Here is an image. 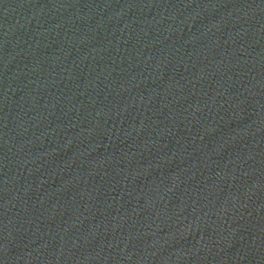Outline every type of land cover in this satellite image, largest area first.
<instances>
[{
    "label": "water",
    "instance_id": "obj_1",
    "mask_svg": "<svg viewBox=\"0 0 264 264\" xmlns=\"http://www.w3.org/2000/svg\"><path fill=\"white\" fill-rule=\"evenodd\" d=\"M0 264H264V0H0Z\"/></svg>",
    "mask_w": 264,
    "mask_h": 264
}]
</instances>
